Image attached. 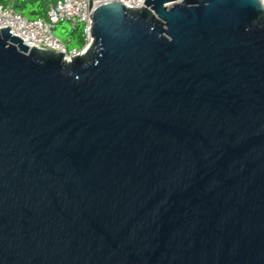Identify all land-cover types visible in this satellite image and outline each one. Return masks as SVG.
<instances>
[{"label":"water","instance_id":"1","mask_svg":"<svg viewBox=\"0 0 264 264\" xmlns=\"http://www.w3.org/2000/svg\"><path fill=\"white\" fill-rule=\"evenodd\" d=\"M91 19L72 62L0 29V264H264V1Z\"/></svg>","mask_w":264,"mask_h":264},{"label":"built area","instance_id":"2","mask_svg":"<svg viewBox=\"0 0 264 264\" xmlns=\"http://www.w3.org/2000/svg\"><path fill=\"white\" fill-rule=\"evenodd\" d=\"M2 1L0 29L9 27L11 34L24 40L30 48L35 46L38 49L64 53L65 60L72 62L73 57L86 52L94 41L91 32L93 24L91 16L95 8L105 3L117 2L139 10L145 7L146 0H41L46 3V16L38 19L27 18L17 11L14 8L15 0ZM183 1L178 0V2ZM59 24L70 26L71 34L81 26L80 35L83 46L70 48L72 38L63 40L56 32Z\"/></svg>","mask_w":264,"mask_h":264},{"label":"trees","instance_id":"3","mask_svg":"<svg viewBox=\"0 0 264 264\" xmlns=\"http://www.w3.org/2000/svg\"><path fill=\"white\" fill-rule=\"evenodd\" d=\"M3 3L0 0V4ZM14 8L30 19L44 18L46 16V3L41 0H15ZM57 34L63 39L68 40L72 38L69 47L79 48L83 46V41L80 35V28H78L73 34L67 31L65 24H59L56 27Z\"/></svg>","mask_w":264,"mask_h":264},{"label":"rangeland","instance_id":"4","mask_svg":"<svg viewBox=\"0 0 264 264\" xmlns=\"http://www.w3.org/2000/svg\"><path fill=\"white\" fill-rule=\"evenodd\" d=\"M68 32H71L72 28L68 25H65ZM81 29V26L79 27Z\"/></svg>","mask_w":264,"mask_h":264}]
</instances>
